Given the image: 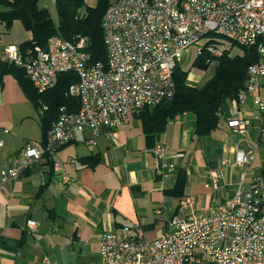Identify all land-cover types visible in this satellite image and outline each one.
<instances>
[{
    "label": "built area",
    "instance_id": "obj_1",
    "mask_svg": "<svg viewBox=\"0 0 264 264\" xmlns=\"http://www.w3.org/2000/svg\"><path fill=\"white\" fill-rule=\"evenodd\" d=\"M103 29L106 63H91L88 41L79 36L72 41L53 37L45 49L26 53L12 45L2 49L0 60L24 69L39 93L54 89L62 74H76L78 82L68 95L78 99L79 109L69 112L63 107L45 143L27 144L10 159L0 172V191L46 156L54 157L77 134L90 133L89 143L94 144L104 130L121 129L144 109L174 97V75L183 56L194 49L196 58L208 54L207 63L213 66L224 55V40L240 48L254 47L259 56L248 67L246 85L230 103L226 122L242 137L254 120L259 121V146L264 148V0H111ZM0 134L10 131L0 127ZM3 147L0 139V154ZM152 154L157 176L175 174L164 143L157 142ZM255 160L256 153L236 152L234 165L247 171L234 194L207 214H196L187 199L184 208L189 214L170 219L156 239L148 240L139 226L105 232L98 258L88 264H264V175L247 177ZM53 168L63 184L70 182L59 162L54 161ZM222 177L223 171L211 173L215 187ZM26 229L34 235L38 225L28 221Z\"/></svg>",
    "mask_w": 264,
    "mask_h": 264
},
{
    "label": "crops",
    "instance_id": "obj_2",
    "mask_svg": "<svg viewBox=\"0 0 264 264\" xmlns=\"http://www.w3.org/2000/svg\"><path fill=\"white\" fill-rule=\"evenodd\" d=\"M16 25L17 22L9 32L0 25V54L4 47L22 43L5 39L13 34ZM26 36L27 40L32 38L27 32ZM189 83L204 85L203 81L192 84L190 79ZM29 106L12 76L0 78V127L10 131L8 135L0 134L4 142L0 172L9 167L14 155L32 143L27 138L19 143L20 128L30 120L37 121ZM249 110L254 112L251 105ZM260 133L261 124L254 120L247 135L238 140L222 119L217 131L197 138L194 115L178 116L158 139L168 149L167 162L176 168L169 178L156 175L152 149L147 147L141 121L135 116L121 129L104 130L94 144L89 143L90 133L77 134L52 157L71 177L68 184H63L61 174L44 160L0 191V264H71L74 260L88 264L98 258L105 232L139 226L148 240L156 239L170 219L189 214L184 208L187 199L196 214H207L213 205L231 197L239 184L230 177L231 168L236 166L231 159L219 162L220 151L229 150L230 158L238 150L263 154ZM34 143L42 142L40 139ZM94 155L102 159L95 169L78 164V159ZM224 162L229 164L222 166ZM259 167V173L253 176L264 175V161ZM180 171L186 173L183 199L167 196L165 191L174 187ZM219 171H223V177L215 187L211 173ZM28 221L37 223L38 232L29 234L24 247L19 248Z\"/></svg>",
    "mask_w": 264,
    "mask_h": 264
},
{
    "label": "trees",
    "instance_id": "obj_3",
    "mask_svg": "<svg viewBox=\"0 0 264 264\" xmlns=\"http://www.w3.org/2000/svg\"><path fill=\"white\" fill-rule=\"evenodd\" d=\"M110 2L111 0H97L95 6L87 7L85 0H55L58 21L54 22L49 11L39 6L40 0H0L2 8L0 25L9 32L15 22H20L24 30L32 35L31 39L17 46L23 53L36 47L45 49L48 40L53 37L72 41L79 36L88 41L87 53L90 62L106 63L103 17ZM241 49L242 55H232L230 49L224 48V55L214 62V75L202 87L192 86L189 83L191 72L183 70L178 65L174 75L176 87L174 97L157 107L146 108L135 116L141 121L148 148L153 149L158 139L166 132L168 124L184 114L194 115L197 138L209 137L219 129L221 120L226 121L228 117L230 103L246 85L248 67L259 61L254 47ZM208 58L209 55L206 53L196 58L192 67L207 72L211 67L207 63ZM7 75L15 79L27 101L38 113L42 143H45L63 107L69 112H76L79 109L78 99L68 95L70 86L78 82L77 75L72 72L62 74L57 86L45 93H39L33 87L24 69L0 60V78ZM44 107H47V110L41 114ZM46 160L53 166L51 156H46ZM101 162L99 155L78 159V164L82 168L95 169ZM185 188L186 173L180 171L174 187L165 191V194L183 199ZM28 235L26 229L22 234L19 248L24 247Z\"/></svg>",
    "mask_w": 264,
    "mask_h": 264
},
{
    "label": "rangeland",
    "instance_id": "obj_4",
    "mask_svg": "<svg viewBox=\"0 0 264 264\" xmlns=\"http://www.w3.org/2000/svg\"><path fill=\"white\" fill-rule=\"evenodd\" d=\"M97 0H85V6L87 7H93L96 5ZM39 6L42 8H46L52 19L54 20V22L58 21V14H57V10H56V6H55V0H40ZM0 9H2L0 7ZM220 38V37H219ZM6 40H9L10 42H14L15 40L18 42H23L27 40V36H26V31L24 30L23 26L21 25L20 22H17V25L15 26L14 32L13 34H11L10 36H8L7 38H5ZM221 39V38H220ZM4 40V37H3ZM219 40V39H217ZM224 40V39H221ZM224 45L225 48L230 49L231 50V54L232 55H242L243 51L240 47L236 46V45H232L230 42L224 40ZM196 56H195V50L192 49L189 53L185 54L183 56V59L181 61V68L185 71H190V75H189V79L192 81V84H205L206 79L209 77L211 78L214 75V67L211 66L209 68V70L207 72H202L198 69H195L192 67L193 62L195 60ZM205 80V82H204ZM262 82L264 83V79H262ZM201 84V85H202ZM261 96L264 97V91H261ZM31 106H29L30 108V112L34 113L37 121L35 120H30L27 122V124L25 123L21 128H20V137H19V143L24 140H26L25 138H27V140L32 141V143L34 142H38L41 139V128L39 125V120H38V113L36 112L34 106L32 104H30ZM220 134V138L223 139V134L222 132L218 131V134ZM237 138L243 139L239 136H237ZM237 140V141H238ZM263 148V147H262ZM239 149V148H238ZM229 150H227V153L223 150L220 151L219 153V162L222 160H226V159H231V162L234 163L235 162V155H233L231 158L228 154ZM263 152H264V148H263ZM264 161V153L261 154L260 151L257 152L256 155V161L253 163V165L251 166V169L248 170V177L251 178L253 176V174H258L259 170H260V164L261 162ZM247 170L244 168H240V167H232L231 168V181H235V182H240L241 180V176L244 172H246ZM200 209H198V212ZM71 264H77V261L74 260L72 261ZM80 264V263H79Z\"/></svg>",
    "mask_w": 264,
    "mask_h": 264
}]
</instances>
